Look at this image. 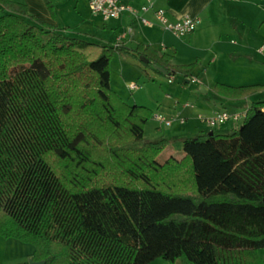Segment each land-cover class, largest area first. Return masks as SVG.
Segmentation results:
<instances>
[{"label":"trees","instance_id":"16d2710c","mask_svg":"<svg viewBox=\"0 0 264 264\" xmlns=\"http://www.w3.org/2000/svg\"><path fill=\"white\" fill-rule=\"evenodd\" d=\"M0 11L1 238L45 264H263L264 101L159 163L168 141L144 140L152 113L111 90V60L189 82L195 63L64 36L7 0ZM213 92L240 101L264 85Z\"/></svg>","mask_w":264,"mask_h":264},{"label":"crops","instance_id":"0c3cea01","mask_svg":"<svg viewBox=\"0 0 264 264\" xmlns=\"http://www.w3.org/2000/svg\"><path fill=\"white\" fill-rule=\"evenodd\" d=\"M7 1L25 6L30 16L67 37L71 35V38L99 45L119 44L129 49L142 44L151 47L159 55H170L171 65L187 66L195 63L192 78L199 83L190 88L187 86L190 82L184 80L181 86L176 85L171 90L173 96H185V102L190 103L189 107L185 103L176 117L179 123L182 121L181 124L186 126L184 129L189 134L187 138L207 134L210 130L213 132L199 118L211 117L222 111L245 112L253 102V97L257 96L240 101L223 99L213 92L216 84L230 87L264 85V52L259 51L264 43V0H156L153 10H164L170 22L183 17L199 19L196 31L182 38L156 24L152 12L142 17L154 25L144 27L128 14L104 22L91 14L90 0ZM124 2L137 10L146 4L145 0ZM2 14L0 11V16ZM114 91L122 97L121 91ZM261 94L264 92L258 95ZM234 128L232 123L222 131L227 134Z\"/></svg>","mask_w":264,"mask_h":264},{"label":"rangeland","instance_id":"374dc122","mask_svg":"<svg viewBox=\"0 0 264 264\" xmlns=\"http://www.w3.org/2000/svg\"><path fill=\"white\" fill-rule=\"evenodd\" d=\"M69 37L73 36L70 35ZM109 72L111 90L113 92H115L114 90L116 89H118L119 92L121 91L120 95L122 97L120 98L126 105L133 106L134 103H137V106L145 107L151 111L152 116L144 126V140L146 142H155L160 139L168 141V146L159 155L157 161L163 163L170 157L176 159L182 158L184 155L181 146L182 141L184 138L187 139L189 134H187L184 129L186 126L179 123L176 117L179 110L188 102H185V96H173L171 90H173L176 85L181 86L184 79L181 76H175L172 83L168 84L167 76L156 73L151 68L143 66L138 60L128 55L118 53L113 55ZM130 84L137 85L139 90L135 92L128 91L126 86ZM187 86L192 88L195 85L190 83ZM252 101H264V94L253 97ZM189 105L190 103H188V107ZM158 115L174 120L172 125L170 127L160 125L155 120V116ZM230 124L232 123L227 122L219 127L212 128L213 132L217 135H224L222 129ZM236 126L237 124H234V127ZM207 129L208 128H206V130ZM32 252L33 247L29 244L17 242L14 239L6 240L0 237V264H28L29 260H31ZM259 252L264 264V251ZM154 264L169 263L157 260ZM176 264L181 263L177 262Z\"/></svg>","mask_w":264,"mask_h":264},{"label":"built area","instance_id":"2783aa9c","mask_svg":"<svg viewBox=\"0 0 264 264\" xmlns=\"http://www.w3.org/2000/svg\"><path fill=\"white\" fill-rule=\"evenodd\" d=\"M146 4L140 7V9H135L129 4H126L124 0H90L89 8L92 15H96L101 18L102 21L108 22L111 20H117L122 15L128 14L131 17L137 19L140 24L144 27H152L154 24L148 19L142 17L144 14L152 12L155 23L161 26L165 31L173 34L176 37L182 38L186 37L196 31L199 26V19L194 17H183L175 22H170L166 16V13L162 9H154L153 3L156 0H145ZM264 52V43L262 48L259 50ZM168 84H171L174 77H167ZM190 83H199L197 79L191 78ZM138 89L135 84H130L128 90L134 92ZM245 117V112L230 113L227 111L217 112L211 117L199 118V120L210 128L219 127L227 122L237 124L241 123ZM155 120L162 126L170 127L174 120L167 119L163 116H155ZM182 123V121H180Z\"/></svg>","mask_w":264,"mask_h":264},{"label":"water","instance_id":"95a60500","mask_svg":"<svg viewBox=\"0 0 264 264\" xmlns=\"http://www.w3.org/2000/svg\"><path fill=\"white\" fill-rule=\"evenodd\" d=\"M146 63H148L147 61H145ZM152 69L155 70L156 72H158L161 75L166 76V71L160 67H158L157 65H153ZM213 133L210 132L209 135L211 136ZM28 264H45V262L41 261V262H34L32 260H29Z\"/></svg>","mask_w":264,"mask_h":264}]
</instances>
